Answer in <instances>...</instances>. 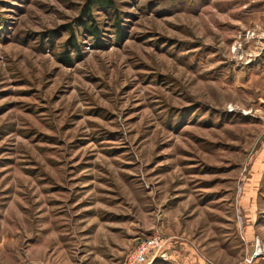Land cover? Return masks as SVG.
Returning <instances> with one entry per match:
<instances>
[{
	"label": "rangeland",
	"instance_id": "1",
	"mask_svg": "<svg viewBox=\"0 0 264 264\" xmlns=\"http://www.w3.org/2000/svg\"><path fill=\"white\" fill-rule=\"evenodd\" d=\"M87 1L0 0V264H264V0Z\"/></svg>",
	"mask_w": 264,
	"mask_h": 264
},
{
	"label": "built area",
	"instance_id": "2",
	"mask_svg": "<svg viewBox=\"0 0 264 264\" xmlns=\"http://www.w3.org/2000/svg\"><path fill=\"white\" fill-rule=\"evenodd\" d=\"M164 248V241L157 237H152L140 241L135 250L130 253L126 264H147L151 254H158ZM264 258V246L258 244L255 256Z\"/></svg>",
	"mask_w": 264,
	"mask_h": 264
},
{
	"label": "trees",
	"instance_id": "3",
	"mask_svg": "<svg viewBox=\"0 0 264 264\" xmlns=\"http://www.w3.org/2000/svg\"><path fill=\"white\" fill-rule=\"evenodd\" d=\"M87 2L88 3L85 7V12H87L86 13L87 16H89L88 13L92 9H96V8L112 9L114 6L113 0H88ZM83 24L87 31L92 32V34H97V31L96 30L94 31L93 26H89L87 23H83Z\"/></svg>",
	"mask_w": 264,
	"mask_h": 264
}]
</instances>
